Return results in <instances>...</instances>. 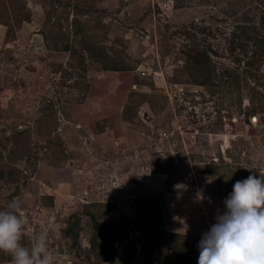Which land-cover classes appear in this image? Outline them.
Returning <instances> with one entry per match:
<instances>
[{"label": "rangeland", "instance_id": "374dc122", "mask_svg": "<svg viewBox=\"0 0 264 264\" xmlns=\"http://www.w3.org/2000/svg\"><path fill=\"white\" fill-rule=\"evenodd\" d=\"M241 1L0 0V209L21 202L23 243L48 227L54 264H147L174 231L197 264L235 181L264 174V80L201 85L187 69L210 45L217 72L244 67L224 42L242 16L226 11H260Z\"/></svg>", "mask_w": 264, "mask_h": 264}, {"label": "clouds", "instance_id": "9594fccd", "mask_svg": "<svg viewBox=\"0 0 264 264\" xmlns=\"http://www.w3.org/2000/svg\"><path fill=\"white\" fill-rule=\"evenodd\" d=\"M223 203L199 241L197 264H264V174L236 180ZM21 208L19 200H11L0 209V250L11 254L13 264H54L48 227L29 244L22 242L28 218Z\"/></svg>", "mask_w": 264, "mask_h": 264}, {"label": "trees", "instance_id": "16d2710c", "mask_svg": "<svg viewBox=\"0 0 264 264\" xmlns=\"http://www.w3.org/2000/svg\"><path fill=\"white\" fill-rule=\"evenodd\" d=\"M241 2H244V0ZM244 3H242V5H244ZM234 4L236 7V2H234ZM257 4L260 6V11L257 12V16L252 15L250 10L247 9H241V11H239L238 8L234 9L233 7L232 9H227L228 11H226L232 15L234 12L237 14L242 12V16H239L238 20H234V24L230 28V31L226 34L224 42L225 47H228L231 53H233L236 48H239V50H241V52L245 53L246 55L250 53L249 56H246V61L243 65L244 67H241V69H239L238 66L226 67L221 72H217V62L212 57V54L217 52L215 51L216 49L212 51L213 48H211V45L208 47L191 46L190 51L187 53V69L191 80L194 83L207 85L216 84L219 82L227 84L228 86L232 85L233 88H237L241 83V80L246 78L245 75L248 73L257 82L260 80L259 84H262L261 81L264 80V73H262L260 76L259 74L257 75V73L252 71V69L259 68V64L261 63L262 59H264V0H258ZM191 39H193V37H191ZM67 47L68 45H66V48ZM104 68L113 70L121 69L118 65H104ZM215 168L217 169L216 163H212V165L205 164L202 171L217 172ZM7 173V176L11 177L16 176L17 174L13 170L8 171ZM0 178H6L3 169H0ZM88 213L92 218H94L95 235L93 240L95 241L97 234L100 233L104 236L105 232L101 229V222L95 219L94 213L90 210H88ZM71 224L72 227L69 233L75 235L78 231V221L76 220L74 222H70V225ZM156 235L159 237L161 236L159 233H156ZM165 235L171 236L170 243L172 244L171 247L174 252L166 251L161 259L147 264H182L185 261L184 259L186 256L190 255L194 245H187L189 240L184 234L174 231H167ZM151 238L152 234L150 233L146 236V238L141 239L144 248L148 246ZM172 252L174 253V257H170V253Z\"/></svg>", "mask_w": 264, "mask_h": 264}]
</instances>
